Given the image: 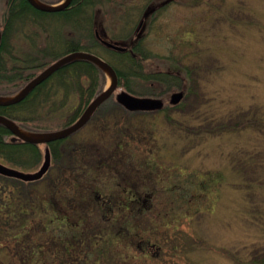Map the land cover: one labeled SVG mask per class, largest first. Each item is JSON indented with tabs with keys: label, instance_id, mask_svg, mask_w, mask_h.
<instances>
[{
	"label": "trees",
	"instance_id": "obj_1",
	"mask_svg": "<svg viewBox=\"0 0 264 264\" xmlns=\"http://www.w3.org/2000/svg\"><path fill=\"white\" fill-rule=\"evenodd\" d=\"M3 2L0 96L14 94L38 70L61 55L77 50L98 54V49L108 53L105 60L114 68L118 86L126 91L139 96H160L173 88L184 92L182 102L156 113L128 112L109 99L90 119L97 120L100 139L96 147H91L90 142L75 144L72 137L50 143L57 170L51 176L46 174L34 187L32 183L0 177V251L11 259V264H138L127 253L125 260H120L118 253L136 244L146 246L148 239H141L140 233L148 216L143 213L141 202L150 204L151 210L158 205L151 200L157 185L152 161L157 159L159 163L162 147L156 137L165 129L160 130L152 120L160 116L167 127L177 128L176 140L189 143L196 136L202 139L223 129L228 124L223 125V119L243 120L237 125L254 119L252 125L260 127L256 116L250 119L240 109L224 113L218 110L217 115H208L210 99L205 98L206 92L200 86L201 75H207L206 66L180 67L173 56L170 63L174 68H162L159 62L148 65L147 60L155 57L141 40L129 43L125 52L98 44L94 19L108 12H120V0H72L67 8L56 13L39 11L26 0ZM30 24L41 29L48 27L51 43L68 25L72 33L61 45L46 46L27 38L29 28L25 26ZM75 30H80V37ZM19 31L20 36L26 37L23 45L27 46L16 37L14 45H7L8 37ZM130 39L129 34L127 41ZM105 84L106 76L100 68L87 60H75L19 103L0 106V115L30 132L52 131L75 121ZM186 102L195 112L177 113L175 110ZM108 103L112 104L106 106ZM9 135L0 124V158L13 167L35 168L42 158L40 146L11 142Z\"/></svg>",
	"mask_w": 264,
	"mask_h": 264
},
{
	"label": "rangeland",
	"instance_id": "obj_2",
	"mask_svg": "<svg viewBox=\"0 0 264 264\" xmlns=\"http://www.w3.org/2000/svg\"><path fill=\"white\" fill-rule=\"evenodd\" d=\"M119 3L120 12H108L94 22L106 39L126 43L146 7L142 0ZM4 10L0 0L1 26ZM152 25L150 33L140 36L143 47L155 57L147 60L148 65L174 68L173 56L180 67L206 66L200 86L210 99L208 115L240 109L250 119L255 115L260 127L252 125L254 119L241 125H237L243 122L240 118L223 119V125L228 123L223 129L187 143L176 140L177 128L167 127L160 116L147 118L165 130L156 137L162 147L159 163L152 161L157 185L151 200L158 205L145 214L148 220L140 234L165 252L159 249L155 258L143 256L141 243L120 249L118 257L125 260L127 253L138 264H264V0H180L166 6ZM25 27L27 38L46 46L51 43L48 27ZM69 27L60 30L62 40L72 33ZM75 35L80 37V30ZM14 37L21 45L27 41L19 31L8 37L7 45L15 44ZM96 52L109 58L104 49ZM106 78L107 86L110 77ZM174 90L160 98L167 100ZM217 90L219 94H214ZM193 108L186 102L175 111L192 113ZM96 122L93 118L71 141L96 147L100 139ZM52 161L47 176L57 170L58 163ZM0 162L7 165L1 158ZM0 264H11L4 251Z\"/></svg>",
	"mask_w": 264,
	"mask_h": 264
},
{
	"label": "water",
	"instance_id": "obj_3",
	"mask_svg": "<svg viewBox=\"0 0 264 264\" xmlns=\"http://www.w3.org/2000/svg\"><path fill=\"white\" fill-rule=\"evenodd\" d=\"M71 0H63L59 5L49 6L38 3L36 0H27V2L34 8L45 11V12H57L65 9ZM0 41H1V31H0ZM102 44L107 48L112 50L123 52L126 48L116 45L105 40H101ZM78 59L88 60L100 69L106 71L110 75V84L105 88L98 96H96L90 104L85 108L80 117L71 125L54 132L42 133V134H31L24 133L20 128L9 118L0 115V124L5 126L12 134V140H22L24 142L33 143V144H47L52 141L64 139L80 128H82L88 121L91 114L105 101L107 100L115 91L117 87V76L114 69L103 59L98 57L95 54L77 51L72 52L68 55H65L55 62L51 63L45 67L40 73H38L34 78H32L18 93L9 97L2 98L0 97V106L13 105L21 100H23L33 89L48 79L53 73L59 70L65 64ZM183 97V93L178 91L170 95L169 103L171 105H176L180 102ZM116 102L122 107L126 108L129 111H155L163 108L164 104L161 99L151 98V97H137L133 96L125 91L116 93L115 95ZM50 151L48 147L44 149L43 160L40 167L35 172L24 173L16 169L7 167L0 163V174L3 176L20 179L23 181H35L40 179L47 169L50 166Z\"/></svg>",
	"mask_w": 264,
	"mask_h": 264
},
{
	"label": "flooded vegetation",
	"instance_id": "obj_4",
	"mask_svg": "<svg viewBox=\"0 0 264 264\" xmlns=\"http://www.w3.org/2000/svg\"><path fill=\"white\" fill-rule=\"evenodd\" d=\"M139 1H141V0H139ZM142 1L144 2L145 7H146V11H147L146 15H144L143 18L141 17L142 18V24H143L142 26H143V31H147V32H149V30L154 29L152 24H153L155 17L158 18L159 12H161L166 6H168L170 4L174 5V4H177L180 2V0H142ZM165 1H167L168 4L162 6L161 3L165 2ZM155 14H157V15H155ZM136 31L138 32L139 30L137 29ZM152 33H159V32L158 31H156V32L152 31ZM141 203H142L141 206H143L145 208V210H143V213H145V214L148 213L149 210H151V205L148 203L146 204L145 202H141ZM161 220H162V217H161ZM154 247H155L154 245L147 243L146 246L144 247L145 248L144 253H146L147 255L152 256V257L158 256L159 252L154 253L155 250L150 252L152 250V248H154Z\"/></svg>",
	"mask_w": 264,
	"mask_h": 264
},
{
	"label": "bare ground",
	"instance_id": "obj_5",
	"mask_svg": "<svg viewBox=\"0 0 264 264\" xmlns=\"http://www.w3.org/2000/svg\"><path fill=\"white\" fill-rule=\"evenodd\" d=\"M26 1H27V0H26ZM71 62H73V61H71ZM71 62H69V63H71ZM69 63H67V64H69ZM67 64H65V65H67ZM65 65H64V66H65ZM64 66H62V67H64ZM62 67H61V68H62ZM9 132H10V131H9ZM22 132H23V131H22ZM12 138H13V134L10 132V135H9V137H8L9 141L12 142V141H13Z\"/></svg>",
	"mask_w": 264,
	"mask_h": 264
}]
</instances>
